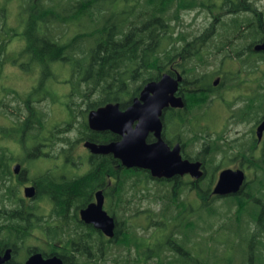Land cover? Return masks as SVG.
Wrapping results in <instances>:
<instances>
[{"label": "trees", "instance_id": "1", "mask_svg": "<svg viewBox=\"0 0 264 264\" xmlns=\"http://www.w3.org/2000/svg\"><path fill=\"white\" fill-rule=\"evenodd\" d=\"M49 1L47 4L43 0H26L24 8L25 29L21 35L25 42V56L30 65L42 66L36 87L22 99L27 113L16 117L22 125V137L25 136L23 143L26 142L27 159L37 155L38 145L44 141L46 133L45 115L30 102L40 100V94L42 99L44 95L51 96L46 85L55 78L54 63L70 68V93L67 96L73 101V107L69 114L83 118L79 141L88 139L107 143L116 140L117 136L110 131L89 130L85 122L87 110L109 102L125 106L138 95L146 82L159 79L165 71L167 41L173 37L168 34L174 32L181 12L203 11L209 16H222L225 12L231 15L228 22L220 23L227 25L229 31L226 28L224 34L219 32L218 42L214 45L217 50L227 46L240 48L237 41L241 38L250 37L251 44L264 39V13L255 8V0H66L59 7L52 4L54 0ZM243 13H251L252 16H239ZM0 20L2 64L7 41L3 36L8 33V28L1 9ZM70 25H76L78 29L68 36L65 32ZM40 27L44 31L42 34L38 33ZM243 28L249 30L247 35L242 32ZM200 31L180 32L184 35L185 52L182 67L188 75L195 71L198 62H204L203 53L210 54L211 37L205 36L198 41L196 33ZM196 42L208 44L200 46ZM20 66L26 72L35 71L23 63ZM195 95L198 96L195 92L188 94V105L199 108L203 101ZM83 106H86L85 110H82ZM20 109L18 106L17 111ZM57 128L62 131L60 126ZM57 139L68 146L65 159L72 160L74 142L64 137ZM29 144L33 145L29 147ZM8 160L6 150L0 148V253L11 249V257L4 264H24L22 251H40L45 257L55 254L62 258L64 264H89L105 257L113 246L104 244V241L122 248L137 249L136 261L141 264H264L262 161L256 164L254 177L238 194L214 195L210 192L213 176L210 178L208 175L210 180L202 185V192L190 201L187 193L181 196V188L170 191L163 179L152 178L146 170L127 169L110 154L90 156L93 166L83 175L53 177L42 174L35 179L49 194L52 210L48 216H40L46 221L57 222V226L44 229L48 241L44 247H39L27 245L32 229L43 223L39 216V193L24 204L12 180L6 184V180H10ZM209 167L214 171V166ZM101 177L107 182L105 209L115 219L112 238L97 233L92 227L84 228L82 222L75 224L72 221L77 217L76 213L71 214L72 207L76 211L90 201L89 195ZM139 186L144 187L141 189ZM141 199H147L157 207H143ZM129 218L144 219L145 226L135 225L142 228L144 235L136 234ZM129 233H132L131 239ZM60 240L64 243L59 250L55 243ZM230 248L236 249L240 255H229L227 251Z\"/></svg>", "mask_w": 264, "mask_h": 264}, {"label": "flooded vegetation", "instance_id": "2", "mask_svg": "<svg viewBox=\"0 0 264 264\" xmlns=\"http://www.w3.org/2000/svg\"><path fill=\"white\" fill-rule=\"evenodd\" d=\"M225 18L226 17H222V16H208L207 24L205 25V27H203L200 32L196 33V36L199 38L198 41H202L203 37L205 36L211 37V39L208 38L210 39L209 45H212L211 47H209L210 54L209 52L206 54L203 53V56H202L203 61L205 60V56L210 57L211 54L214 55L218 51L225 52L224 55H227L228 58H235L233 57V55L243 56V53L245 52L247 56L259 57V59L261 60L264 59V51H257L254 49V46L264 41V39L261 41H257L253 44L249 42L246 48H236L235 49L234 47H231V46H227L225 49H222V50H217L214 48L216 47L214 45L218 42V40L215 42V39L216 37L218 38L219 32L224 34L226 28L229 31V27L227 25L220 24L221 22L225 20ZM219 29H221V31ZM170 34H172L173 37L168 39L167 41V47L165 50L166 56H165L164 73L168 74L169 76L173 78L180 77V81L178 82L177 89L174 92V96L176 98H180L183 102V105L175 106V107L168 105L167 107L163 109L162 116H161V122H162L161 137L169 149H173L176 145L179 146V153L182 159L189 160L190 162H200V169L203 171V174L199 178H196L190 173H185L182 175L176 174L169 178H155V179H163L166 187L170 191L176 190L177 187L181 188L182 189L180 191L181 196L186 194L189 191V192L194 193L195 198H197L198 192H202V185L205 182L207 176L210 175V173L212 172L211 170L210 171L207 170V166L212 165L215 167V169H214L213 179L210 183L211 193H212L214 185L216 184L218 180L220 171L225 168H231L234 170L242 169L245 174V180L243 183V186H244L246 182L251 180L248 178L249 171L254 173V167L256 166V164L259 163L260 161L264 162V130L262 131L260 136H258V132H257L258 126L264 121V95L262 94V91H264V86L261 83V79L260 78L252 79V77L257 76V75L252 74V70L254 69H250V68H254V67L252 64L246 63L245 59H243L244 61L243 65L245 66L243 67V73L245 76V80L243 81L242 86L239 85V83L242 80L235 82V80H233L234 75L232 74V70H229V69L226 70L223 66H220L215 71L213 70L211 71L210 69L207 68L209 65L205 66L203 62L202 63L198 62L195 65V71L192 73L190 72V74L188 75L186 74V70L182 67V65L185 63V58H183L185 57V52L183 49L184 42L182 40V36L184 35L176 31H174L173 33L169 32L168 35ZM196 43H198L200 46H202L201 44H204V43L206 45L208 44L207 42H203L201 44L199 42H196ZM200 50L202 51L201 48ZM187 73H188V70H187ZM157 80H152V81H157ZM215 81H217L216 84L214 83ZM66 86H67V91L66 90L64 91L63 99L62 97H60V100H61L60 110H62V114L63 113L66 114V116L65 117L63 116L62 118L64 119L63 120L64 122L62 121L61 125H59L60 123H58V121L54 122L51 124L52 125L51 128L47 130L48 128L47 118L45 117V120H46L45 121L46 122L45 123L46 133L44 135L45 139L44 141L39 143L38 149H37V155H33L34 158L37 156L36 159L37 158H42V159L48 158L50 159L49 163L41 167L38 165L36 167V170H34L33 167L32 169L30 167H27L28 166L27 164L29 162L31 163L33 162L31 160V158L33 157L27 159V154L25 150L26 145L22 146L23 139L25 138V136L22 137L23 133L21 130L23 129H22L21 122L18 119H17L18 124L16 123L17 125H14L12 128L13 130L18 131V135L20 136V139L18 141H20L21 143L22 150H21L20 145L18 146V148L20 147L19 151L22 152V156L24 154V157L15 159L14 156L11 155L10 151L8 150L6 151L9 157L7 164L9 168L8 178L10 179V180H6V184L8 183L9 185L10 181L12 180V184L16 186L17 195L19 198L23 200L24 204H27V202L35 199V196L39 193L40 198L38 199L39 200L38 204L41 207V210L39 211V216L40 215L48 216L52 210V204L49 202L48 200L49 194L46 191H44L43 185L41 184V182L35 179L37 176H40L42 174H50L53 177L54 176L58 177L59 175L60 176L83 175L85 173H88L91 167L93 166L92 161L89 160V157L92 155H103V154H91L89 150L84 147L86 149L87 159L81 165L82 166L81 168L83 169V171H79L77 172V174H72L74 173V169L71 168V166L74 163V161L65 159V154L67 152L65 151V149H68V146L61 143V149L63 150L64 155L62 152H57V149H58L56 148L58 145L57 138L58 137L67 138L68 133L72 130V127H73L72 121H69V118H74L70 116L69 114V109L72 108L73 101L71 100L67 102L68 100L67 95L70 93L69 92L70 91L69 79L66 81ZM240 87L243 88V93H240L239 91ZM193 92H195L198 95V96L195 95L196 97H198V100L203 101L202 106L199 108H196L193 105H188L189 104L187 101L188 94L193 93ZM139 93L138 95L134 96L129 101V103L125 106H120L118 102H115V103H118L119 108L121 110H124L132 103L134 98L139 96ZM92 96H95V93ZM191 96L192 95H190V97ZM190 97L189 99L192 100ZM232 97L234 99H231ZM50 98L51 97L46 96L44 99L50 100ZM238 98H243V103L241 106H238V109L234 113V111H232V109L234 108L233 102L237 100ZM50 104H52V102ZM85 107L86 106H83L82 110H85L86 109ZM97 108L98 107L90 108L89 110H87L85 114V122L89 130L102 133L107 130H104V131L93 130L89 127L87 123L88 113L91 110H94ZM210 110L211 111L213 110L214 115L216 117L219 116L220 119H222L223 116H225L224 118H226L227 120H229L232 117L233 118L237 117V120L234 121V122H237V124H242V125L248 124L251 126L246 131V133L240 135L239 132H236L233 137L228 138L227 133L229 132V130L226 127L227 122H225L222 125L223 128L221 126H218L219 124L217 125L218 127L216 125L211 127L210 121L207 118H203V115L205 114V112L210 111ZM239 112H240V115H238ZM26 113L27 111H24L22 113V117L25 116ZM43 114L45 115V113ZM178 116H180V119L178 118ZM186 117H188V120L186 119L185 121ZM66 123H71V124L65 126ZM58 125L60 126L61 128L60 130L62 131L57 130L59 128V127L57 128ZM134 125H135V122L132 124V127H134ZM7 133L10 134V130H7ZM115 135L117 136L116 140L121 139L120 135L118 134H115ZM194 135L198 137L204 136L205 138H202V137L196 138L194 137ZM116 140H113V141H116ZM85 141H90V140L83 139L82 143H84ZM154 141H155V137L153 133H149L146 137V142L151 143ZM191 143L193 144L197 143V145H194L195 146L194 150L191 149V146H192L190 145ZM49 149L52 151V154L49 153L48 151ZM118 161H119V165L122 166L120 160ZM83 164H85V166H83ZM16 165H18L17 171H15ZM29 169H30V172H29ZM127 169H139V168L133 167V168H127ZM63 170L64 172H62ZM146 171L150 174L148 170ZM216 171H217V174H216ZM106 183L107 182L104 179V177H101V180L99 181L97 180L96 184L94 185L93 192L90 193L89 195L90 201L86 203L85 206L79 207L78 209H76V211L74 210V207H72L71 209V214L73 213L77 214V217L73 218L72 220L73 223L77 224L79 222L80 223L82 222L84 225V228L89 229V227H92L97 233H100L102 235L104 234L99 229L94 228L92 224H86L80 219L79 211L82 208L87 207L90 203L95 202L96 192L101 191L104 196L103 209L107 212V210L105 209L106 198L104 194ZM31 186L34 187L35 189V196L32 198H28L24 194V189L26 187H31ZM190 188H193V190H190ZM236 194H227V195H218V196L225 197V196H233ZM41 217L42 216H40V218ZM42 220L43 222H49L48 220L46 221L44 217H42ZM53 222L54 223H52L51 221L49 223V226L47 227L57 226V222L56 223L55 221ZM36 228H39L41 232H43L45 236L43 243L46 244V242L48 241L47 235L44 231L46 227L43 226V223L41 224V226H36L35 228L32 229L31 235H32V232ZM104 236L107 237L106 235ZM29 242H27V245H29ZM85 242H88V240ZM63 243L64 241L60 240V241H57L55 245L60 250ZM104 244H113V243L104 241ZM29 246H34V245H29ZM118 247H121V246H118ZM24 252H25L24 264L27 258L31 254L37 253V252L41 253L40 251H31L29 253L26 251ZM21 254H23V251L21 252Z\"/></svg>", "mask_w": 264, "mask_h": 264}, {"label": "rangeland", "instance_id": "3", "mask_svg": "<svg viewBox=\"0 0 264 264\" xmlns=\"http://www.w3.org/2000/svg\"><path fill=\"white\" fill-rule=\"evenodd\" d=\"M46 3L50 2L49 0H43ZM66 0H54L52 1V4L56 7H59L61 4L66 3ZM48 4V3H47ZM118 6H121V4L117 3ZM25 6H26V0H0V9L1 11L5 13L6 16V24L8 28V33H6L3 37L7 39L5 49H4V56L2 60V64H0V148H6V151H10L11 155L14 156V158H23L24 154L22 156V152L19 151V148L21 147L20 136L18 133L13 130V126L18 124L17 118L19 115L22 116L21 113H23L26 108L25 104L22 102V99H25L26 97H23L27 95V93L31 92L37 85L38 79L41 75V65H33L29 64L28 57L25 56V42L23 40V37L21 33H24L25 29ZM254 6L259 11H262L264 13V0H255ZM251 13H243L239 16L241 17H251ZM209 14H206L203 11H185L181 12L179 14V21L175 24V30L176 32L180 33L181 31L185 30H199L205 27L207 24ZM222 17L225 18V22H228L231 18V15L226 14L225 12H222ZM0 22H2L0 20ZM82 27H86L89 29L88 26L82 25ZM78 29V26L76 25H70L69 28L66 29V34L68 36L73 35V33ZM221 31V29H219ZM242 32L244 34H248V29H242ZM12 33H16V35H13ZM38 33L42 34L44 33L43 28H38ZM24 36V35H23ZM2 37V38H3ZM10 37V39H9ZM218 40L216 37L215 42ZM250 37L247 38H241L239 39L238 46L241 48H246L247 45L250 42ZM236 43V41H235ZM225 52L218 51L214 55L211 54L210 57L205 56L204 64L205 66H208L207 68L211 71H215L220 66H223L226 70H232V74L234 75L235 82L241 81L239 83L240 86L243 85V81L245 80V76L243 73V59L246 60V63L252 64L254 69L252 70L253 75H257L252 77V79H261V83L264 86V59H259V57L255 56H247L245 52L243 53V56L240 55V57L235 58H228L227 55H224ZM213 56V57H212ZM20 63H23L24 65H27L31 67V69L35 70L32 72H26L24 69L20 66ZM257 65V66H256ZM257 67V68H255ZM54 68V75L55 78L50 79L47 82L46 89H48V93L50 92V100L49 99H42L43 95L40 94V97H42L40 100H32L30 104L35 106L36 108L40 109L43 113H45V116L47 118V130L51 128V124L54 122L60 123L61 125L62 121L64 119L66 114H62L61 109V100L60 97L64 96V91H67L66 81L70 78V68L68 65H60L58 63L53 64ZM206 69V68H205ZM204 69V70H205ZM231 73V72H230ZM232 75V77H233ZM213 79V78H212ZM233 84V83H232ZM240 93H243V88L240 87ZM262 91V90H261ZM70 92V91H69ZM262 94L264 95V91H262ZM46 97V95H44ZM93 97V96H92ZM231 99H234L233 97ZM68 101H70L68 99ZM77 101V100H75ZM79 101V100H78ZM52 102V104H50ZM243 103V98H238L233 102V109L234 113L238 109V106H241ZM21 107L20 110L17 111V107ZM73 107V106H72ZM78 107V106H77ZM214 110V109H213ZM213 110L206 111L203 115V118H207L210 123L211 127L213 126H221L227 122L226 127L228 128L229 132L227 133V137L231 138L235 135L236 132H239L240 135L246 133V131L250 128L251 125L248 124H237V122H234L237 120V117H232L229 120L224 118L225 116L220 119V117H216L213 113ZM20 112V113H19ZM198 115V114H197ZM240 115V112L239 114ZM200 117V116H199ZM218 118V119H217ZM213 121H211V120ZM74 120V121H73ZM83 120V118L78 115L74 116V118H69V121H72L73 127L72 130L68 133V139L72 142H74L72 148H71V158L74 161L71 168L74 169V173L77 174L79 171H83L81 168L82 163L86 161L87 159V153L86 149L83 146L82 140L79 141L80 133L79 130L81 128L80 123ZM64 122V121H63ZM219 122V123H217ZM17 123V124H16ZM213 123V125H212ZM58 125V126H59ZM217 126V127H218ZM46 127V126H45ZM223 128V127H222ZM3 129L5 130L3 132ZM7 130H10V134L7 133ZM204 138L203 136H201ZM198 137V138H201ZM57 152H62L64 155L63 150L61 149V142L58 141L57 143ZM20 147L18 148V146ZM24 145H26L24 143ZM33 144H29L28 146H32ZM191 149L194 150L197 143L193 144L191 143ZM23 146V145H22ZM22 150V147H21ZM49 153L52 154V151L49 149ZM53 156V155H52ZM33 161L32 163L29 162L27 167H32L34 170H36V167L39 165L40 167L43 165H47L49 163L48 158L42 159V158H31ZM85 166V164H83ZM207 170H211L210 167L207 166ZM218 171V170H217ZM216 171V174H217ZM30 172V169H29ZM64 172V170L62 171ZM214 171L210 173V178L213 176ZM254 173L249 171L248 178L252 179ZM210 179L205 180L203 184H206L207 181ZM138 186V185H137ZM153 188V184L149 185ZM144 186H139V188L143 189ZM189 194V195H188ZM188 196V200H193L195 198L194 193L187 192L186 194ZM185 195V196H186ZM1 198V195H0ZM136 202V201H135ZM216 202H221V200H217ZM140 204L144 206H153L157 207V204H153L151 201L147 199H141ZM234 209V208H233ZM130 223L133 225V230L136 232L137 235H144L141 227H135L136 223L138 225H143L144 219H135V218H129ZM50 222H43V226L47 227L49 226ZM145 226V225H143ZM216 227V225L214 224ZM123 230V229H122ZM121 230V231H122ZM212 233L209 235L211 236ZM132 233H129V237L131 239ZM45 239V236L43 232L39 228H36L31 235V238L28 239L27 242H29V245H37L44 247L46 244L43 243ZM41 244V245H39ZM43 244V245H42ZM113 245V246H112ZM111 248L108 249V253L103 257L102 259H95L89 264H141V262L136 261V258H138V250L131 248H121L114 244H112ZM140 253H142L141 250H139ZM119 253V254H118ZM227 253L229 255H235L236 257L240 255V253L236 249L230 248L228 249ZM118 254V256H117ZM143 254V253H142ZM25 256V252L23 251V254L21 257L23 258ZM152 262V260H150Z\"/></svg>", "mask_w": 264, "mask_h": 264}, {"label": "water", "instance_id": "4", "mask_svg": "<svg viewBox=\"0 0 264 264\" xmlns=\"http://www.w3.org/2000/svg\"><path fill=\"white\" fill-rule=\"evenodd\" d=\"M257 51H264V41L254 46ZM180 77L173 78L163 73L159 80L147 82L141 89L139 96L132 103L121 110L118 103L109 102L97 109L91 110L87 116L89 127L97 131H110L121 136L120 140L107 143L85 141L83 146L91 154H111L120 160L126 168L148 170L154 178H169L173 175L190 173L199 178L203 171L200 162H190L182 159L179 146L169 149L161 137L163 109L168 105L182 106L180 98L174 96ZM217 81L214 83L216 84ZM135 122L134 127L132 124ZM264 130V121L258 126V136ZM153 133L155 141L148 143L146 137ZM18 170V165L15 171ZM245 174L242 169L225 168L220 171L218 180L212 193L227 195L238 193L243 186ZM24 194L28 198L35 196L34 187H26ZM95 202L79 211L80 219L86 224H92L109 238L114 236L115 221L103 209L104 196L101 191L96 192ZM11 257V249L0 253V264H4ZM25 264H63L57 256L43 257L41 253L31 254Z\"/></svg>", "mask_w": 264, "mask_h": 264}]
</instances>
